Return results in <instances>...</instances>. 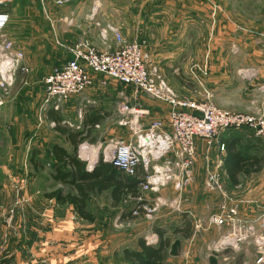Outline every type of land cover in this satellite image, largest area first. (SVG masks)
<instances>
[{"label": "rangeland", "instance_id": "rangeland-1", "mask_svg": "<svg viewBox=\"0 0 264 264\" xmlns=\"http://www.w3.org/2000/svg\"><path fill=\"white\" fill-rule=\"evenodd\" d=\"M172 1L151 0L147 4L156 12L148 19L151 26L147 28L140 25V17H135L134 7L139 4L133 0H72L61 6H56L54 0H13L3 7L9 15L4 35L23 53L27 72H16L11 87L0 92L2 255L17 253L19 257L15 254L12 261H23L28 253H38L44 245L38 241L41 224L49 225L46 221L51 219L63 222V228L59 225L57 231L66 238L62 241V257L45 258L46 264L51 260V264H119L116 255L123 249H138L139 238L156 240L152 244L156 246L154 229H162L169 241L167 260L171 264H184V255L189 253H195V260L204 264H234L239 253L258 255L256 240L264 237V210L256 208V214L250 216L245 207L249 199L264 207V167L257 174L237 176L236 184H232L224 175L226 150L220 148L223 140L236 135V139H244L238 146L242 153L264 159V138L255 137L248 127L227 129L211 144L198 139L192 181L181 201L172 207L163 206L148 217L140 214L125 219L136 199L126 198L114 208L107 193L88 199L86 209L94 217L91 223L77 218L70 205H54L42 198L55 183L49 177L48 150L54 144L65 146L52 123L45 119L52 106L43 101L42 80L70 60V50L79 43H87L100 53L115 51L114 35L101 37L106 26L114 27L124 41L138 43L148 71L161 75L180 99L209 103L227 114L251 115L253 107L263 110L255 103H251L250 110L245 109L248 99L242 95L255 92L259 96L260 91L264 92V81L258 80L264 74V0ZM93 86L61 106L57 112L62 124L77 127L81 102L98 107L100 98L92 93L99 90ZM72 99L73 105L67 106ZM105 128L100 125L99 135L94 134L98 138L101 135L102 142L109 140L103 133ZM68 149L71 152L70 146ZM31 157L42 165L41 174L30 163L34 174L22 177L16 171L29 170ZM3 170L14 172L8 177ZM215 177L220 190L210 183ZM45 179L47 188L42 189ZM140 196L149 202L158 197L168 205L175 201L170 185L156 193L140 192ZM218 218L221 221L217 222ZM251 222L255 234L243 242L220 247L233 230ZM187 225L189 237H183L180 231L184 232Z\"/></svg>", "mask_w": 264, "mask_h": 264}, {"label": "built area", "instance_id": "built-area-1", "mask_svg": "<svg viewBox=\"0 0 264 264\" xmlns=\"http://www.w3.org/2000/svg\"><path fill=\"white\" fill-rule=\"evenodd\" d=\"M13 0H0V59L11 57L17 62L12 81L7 79V73H0V92H6L12 85L16 72H27L23 65V53L14 47L10 38L4 35V29L9 23V15L1 10ZM72 0H54L56 6L64 5ZM6 17V19H3ZM113 34L117 49L112 52L100 53L87 43H79L70 50L71 58L60 68L50 71L42 80L43 101L50 104L55 111L71 97L81 94L93 85V76L102 79L97 83L105 87L107 80L115 81L123 86L133 87L152 100L166 104L169 107L167 119H147L144 109L139 106L121 104L118 113L120 124L130 132V139L124 141L115 139L104 146L97 145L99 160L111 161V165L129 177L138 180L140 192L156 193L159 189L170 185L175 195V201L167 204L165 200L156 197L152 202L136 198V205L131 209L130 217L144 214L147 217L163 206L172 207L181 201V195L192 181V163L195 141L200 139L206 144L216 142L217 137L227 129L248 127L255 137L264 138V112L257 107L249 114H227L209 103L196 104L180 99L166 85L165 80L156 71L149 72L146 68L144 55L138 43L124 41L112 26H106L101 31V37ZM17 53L22 55H17ZM261 90H263L261 88ZM89 101L80 103L79 120L82 118ZM65 122V121H64ZM67 123V122H65ZM68 124V123H67ZM53 126V123H52ZM167 126L168 130L164 129ZM221 150L224 146L220 144ZM90 149L83 143L77 156L87 157ZM131 154L125 166L121 158L125 152ZM163 176L161 183H153L148 177ZM218 176V175H217ZM215 189L220 190L217 177L210 181ZM158 189V190H157ZM221 218L217 219V222ZM255 234V224L249 223L241 229L233 230L231 237L224 238L221 246L247 240ZM154 238V237H153ZM260 248L255 264H264V237L256 240Z\"/></svg>", "mask_w": 264, "mask_h": 264}, {"label": "trees", "instance_id": "trees-1", "mask_svg": "<svg viewBox=\"0 0 264 264\" xmlns=\"http://www.w3.org/2000/svg\"><path fill=\"white\" fill-rule=\"evenodd\" d=\"M3 11L6 12L4 8ZM89 107L91 106H88L86 111ZM46 119L53 123V131L62 137L72 150L68 152L64 147L57 144L49 148L48 155L51 159L49 176L55 182L60 183L61 188L45 193L43 195L45 200L62 206L70 205L74 208L79 219L91 223L94 222V217L86 209L87 201L91 196L107 193L111 206L114 208L118 207L126 198L136 199L140 196L136 178L125 175L110 163L103 162L101 159L92 171L88 172L86 163L78 158L76 149L79 144L84 141L95 142L96 136L92 134L91 126L96 124L99 118L84 114L82 124L83 127H88L87 130L84 128L75 130L62 124V118L53 109L47 111ZM235 136H231L224 142L226 150L224 168L227 172V179L232 184H236L237 176L257 174L264 167L263 158L242 153L238 148L240 145L239 139L237 138V140ZM36 153L34 152L33 155L36 156ZM30 162L36 172L41 170L42 165L36 163L34 157H31ZM129 211L127 216L125 215V219L131 218ZM153 232L158 237L156 246L148 245L143 238H139L137 240L138 249H123L119 256L114 257L116 261L119 264H168L166 260L168 258L169 241L164 237L162 229H154ZM180 233L183 237H189V226L187 225L186 230L184 232L180 231Z\"/></svg>", "mask_w": 264, "mask_h": 264}, {"label": "crops", "instance_id": "crops-1", "mask_svg": "<svg viewBox=\"0 0 264 264\" xmlns=\"http://www.w3.org/2000/svg\"><path fill=\"white\" fill-rule=\"evenodd\" d=\"M129 1H132V0H129ZM133 1H135L137 4H139V5H136V7H134V10L136 13L135 17L136 18L140 17L142 19V21L140 22V25H142V27H145V28H147V26H151L148 24L149 23L148 19L153 17L152 15H155V13H156L152 7H150V8L147 7V4L149 2H151V0H133ZM92 78H93V82H94L93 87L95 89L99 90L98 92L97 91L93 92L92 95L99 97L100 101H99L98 107H93V106L89 107L87 109V111H85V113H83V116H84V114H87L89 117L99 118L98 122L96 124H94L93 126H91L92 134L97 133V129H99L100 125L105 126L106 128L103 131V133H105L107 135L109 140H107L106 142L100 141L101 135L98 138L99 134L97 133L98 135L96 136V140L94 143H89L87 141L82 142V143L87 144L88 148L90 149V151L88 153V159L89 160H93L97 157V160L99 161V154L96 151L97 145L101 144L102 146H104L106 143L112 141L113 139H121L124 141H128L130 139V137H131L130 132L128 131V129L126 127H124L120 124L121 116L118 113V106L119 105L125 103V104L131 105V106H139L140 108L145 110L146 115H147V119H161L164 121L167 119L169 107L166 104L150 99L144 93H142L141 91L135 90L133 87L132 88L134 90L133 89L132 90L126 89L125 87H129V86H123L122 84H119V83L112 81V80H109V79L107 80L105 87H99V86H97V83L99 82L98 80L102 79V77L94 75ZM258 80L263 82L264 81V74H260ZM239 96H241V95H239ZM242 96L246 97L248 99L246 101V104H245V106H246L247 102H248V106H247L248 108L246 107L245 109L250 110L251 109V103H255L256 105L262 107V109L264 111V92L260 91L259 96L256 95L255 92H252V94L249 93V94L242 95ZM73 102H75L74 99L70 100V102L67 106H69L70 104L73 105ZM83 116L80 120H78L77 127L73 128V129H75V130L76 129L82 130L83 128L85 130L88 129V127H86V128L83 127V124H82ZM45 119H46V115H45ZM164 129L168 130V127L165 126ZM116 135H117V137H116ZM243 141H244L243 138L241 140H239V142H243ZM199 142H200V140H196L195 144H198ZM222 142L224 144L225 140H223ZM64 145L65 146H63V145H60V146L64 147L69 152V149H68L69 144L65 143V141H64ZM30 160H31V158L29 159V170L16 171L19 173V175L22 174V177L23 176L26 177V175H24L26 173H27V176L30 177L31 174H34V172H35L34 169L32 170L30 168V163H31ZM84 162L86 163V161H84ZM32 168H33V165H32ZM86 170H87V168H86ZM2 172H3L2 173L3 175L7 174V176L9 177L10 173H13L14 171H10V172L7 171L6 172L5 170H3ZM88 172H90V171H88ZM38 174H41L40 170H38ZM252 174H254V173H252ZM252 174H250V175H252ZM224 175L227 177V172H226L225 168H224ZM44 177H46V176L44 175L42 178H44ZM246 177H248V176H246ZM44 181H45V186H42V189L47 188L46 179ZM52 182H55V181L53 180ZM56 183H57V185H56ZM53 184L54 185L51 186L54 188L53 190L61 188L60 183L55 182ZM39 188H41V187H39ZM42 198L46 202L53 203L54 205H58L52 201L45 200L44 196H42ZM258 205L259 204H256V202L253 201V199L252 200L249 199L247 206L245 207V209L248 211L247 215H250V216H253V214L255 215L256 214L255 213L256 208H260V209H258L260 211L264 210V207H262L261 204L259 206ZM241 207H243V205ZM76 217H77V215H76ZM71 219L72 218L66 220L67 224L70 223L69 221ZM46 223L49 225H42L41 224L42 228L38 232V237H39L38 241L39 242L42 241L44 244L43 248L42 249L40 248V250H38V253H28V257L23 261L22 260L21 261H17V260L12 261V258L15 256V254L17 255V257H19V255L17 253H5L4 255H2L0 253V264H2L4 261L7 262V260L11 261L10 264H46L45 258H47L48 260H49V258L50 259L51 258H58V259L61 258L62 257L61 253H63L64 246H65V244L62 243V241L66 237L64 236L62 231H57V228L60 225L61 229H62L63 228V222L61 221V223H60V221H58L56 219H51L50 221H46ZM48 228L50 229L49 232H47ZM47 245H50L51 247L47 246ZM56 253H58V254H56ZM48 254L50 255V257H48ZM184 257H185L184 264H204L203 261L197 262L195 260V258H196L195 253H189L188 255H184ZM256 257H257L256 253H239L237 256L236 262H234V264H255V258ZM200 258H201V256H200ZM53 260H55V259H53ZM51 263H53L52 260L49 261V264H51ZM168 263L171 264L169 261H168Z\"/></svg>", "mask_w": 264, "mask_h": 264}, {"label": "clouds", "instance_id": "clouds-1", "mask_svg": "<svg viewBox=\"0 0 264 264\" xmlns=\"http://www.w3.org/2000/svg\"><path fill=\"white\" fill-rule=\"evenodd\" d=\"M3 19H6V17H4ZM17 55L19 56L22 54L17 53ZM16 67H17V62L14 59H12L11 57L0 59V73H7L8 74L7 79L9 82L12 81ZM121 158L124 160L125 166H127L128 160L131 159V154L126 151L125 155H123ZM79 159L82 161H86V168L89 171L92 170L94 164L97 161V157L93 160H89L87 157H80L79 156ZM147 179L152 181L153 183H161L166 178L163 176H153V177H148ZM144 239H145L146 244H148V245H152L153 243H156V240L150 241V240H148L147 237H145Z\"/></svg>", "mask_w": 264, "mask_h": 264}, {"label": "water", "instance_id": "water-1", "mask_svg": "<svg viewBox=\"0 0 264 264\" xmlns=\"http://www.w3.org/2000/svg\"><path fill=\"white\" fill-rule=\"evenodd\" d=\"M98 163V160L96 161V163L94 164L93 168L96 166V164ZM107 163H110L111 164V161H107ZM92 168V169H93ZM89 171V170H88ZM92 171V170H91Z\"/></svg>", "mask_w": 264, "mask_h": 264}]
</instances>
